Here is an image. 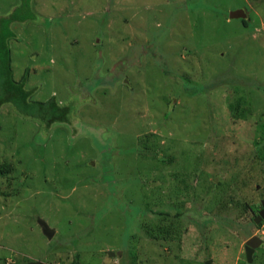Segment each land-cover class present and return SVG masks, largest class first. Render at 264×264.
Segmentation results:
<instances>
[{
  "label": "rangeland",
  "instance_id": "obj_1",
  "mask_svg": "<svg viewBox=\"0 0 264 264\" xmlns=\"http://www.w3.org/2000/svg\"><path fill=\"white\" fill-rule=\"evenodd\" d=\"M28 1L0 0L25 19L14 78L70 120L0 107V264H244L264 230L239 227L264 197V0Z\"/></svg>",
  "mask_w": 264,
  "mask_h": 264
},
{
  "label": "trees",
  "instance_id": "obj_2",
  "mask_svg": "<svg viewBox=\"0 0 264 264\" xmlns=\"http://www.w3.org/2000/svg\"><path fill=\"white\" fill-rule=\"evenodd\" d=\"M20 21L25 19L19 16L17 10L9 18L0 19V107L11 104L20 114L36 118L47 127L55 123H66L70 120L69 107L62 106L54 97L45 102L31 99L32 91L26 89L29 71L20 80L14 78L10 41L16 35L11 25ZM244 24L247 25V22L244 21Z\"/></svg>",
  "mask_w": 264,
  "mask_h": 264
},
{
  "label": "flooded vegetation",
  "instance_id": "obj_3",
  "mask_svg": "<svg viewBox=\"0 0 264 264\" xmlns=\"http://www.w3.org/2000/svg\"><path fill=\"white\" fill-rule=\"evenodd\" d=\"M264 210V197L259 198L258 201V207L255 209V207H252V214L253 217L251 218V220L249 222H246L242 225H240V230L242 231L244 226L249 225H255L256 228H263L264 229V219L262 218L261 222L259 224L256 223V219L260 216L261 212ZM254 227V226H252ZM259 238L262 240V243H256L259 244L257 247H253L256 244L254 243L253 246H251L249 248V251H252V264H264V230H263V236L259 237L257 236L255 233H253L251 236L248 237V239L244 242V264H248V257H247V247H246V243L251 239V238Z\"/></svg>",
  "mask_w": 264,
  "mask_h": 264
},
{
  "label": "water",
  "instance_id": "obj_4",
  "mask_svg": "<svg viewBox=\"0 0 264 264\" xmlns=\"http://www.w3.org/2000/svg\"><path fill=\"white\" fill-rule=\"evenodd\" d=\"M230 18L231 19H246L247 18V14L245 12V10H236L231 12L230 14ZM262 218L264 219V210L261 212L260 216L256 219V223L259 224L262 220ZM39 224L43 230V234L48 238V240H52L56 234V230L52 229L44 220H39ZM254 243H262V240L259 238H251L247 243H246V247H247V257H248V264H252L253 260H252V251H249V248L251 246L254 245ZM259 244H256L253 247H257ZM114 254H112L113 256ZM31 264H42L41 262H35V263H31ZM206 264H211V262H207Z\"/></svg>",
  "mask_w": 264,
  "mask_h": 264
}]
</instances>
